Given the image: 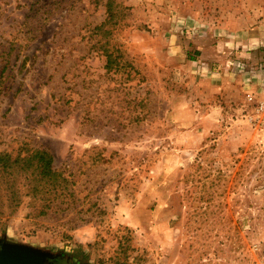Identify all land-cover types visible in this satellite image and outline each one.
<instances>
[{
    "label": "rangeland",
    "instance_id": "rangeland-1",
    "mask_svg": "<svg viewBox=\"0 0 264 264\" xmlns=\"http://www.w3.org/2000/svg\"><path fill=\"white\" fill-rule=\"evenodd\" d=\"M263 85L264 0H0V154L47 151L59 175L0 177V243L260 264Z\"/></svg>",
    "mask_w": 264,
    "mask_h": 264
},
{
    "label": "trees",
    "instance_id": "trees-1",
    "mask_svg": "<svg viewBox=\"0 0 264 264\" xmlns=\"http://www.w3.org/2000/svg\"><path fill=\"white\" fill-rule=\"evenodd\" d=\"M53 159L51 155L44 150H35L31 154L23 155L22 157L16 156L12 157L10 154L1 153L0 154V177L1 178H11L12 180L16 177H23L25 180L28 179V175L32 177V181L46 180L57 183V177L59 176L53 169ZM9 181L6 182V184ZM59 186V184L57 185ZM60 187V186H59ZM38 188V187H37ZM32 190L34 197L37 194H42L43 192L38 189ZM7 194L9 201L15 204L19 203L21 195L20 191L17 190L13 184L6 186L4 189ZM48 201L47 206L53 204V199H44Z\"/></svg>",
    "mask_w": 264,
    "mask_h": 264
},
{
    "label": "flooded vegetation",
    "instance_id": "flooded-vegetation-1",
    "mask_svg": "<svg viewBox=\"0 0 264 264\" xmlns=\"http://www.w3.org/2000/svg\"><path fill=\"white\" fill-rule=\"evenodd\" d=\"M4 249H10V247L0 243V251ZM75 262H70L69 260L63 259L60 256L50 255L47 253L38 256L34 254L23 253L22 257H16L13 261L4 262L3 264H78Z\"/></svg>",
    "mask_w": 264,
    "mask_h": 264
},
{
    "label": "water",
    "instance_id": "water-1",
    "mask_svg": "<svg viewBox=\"0 0 264 264\" xmlns=\"http://www.w3.org/2000/svg\"><path fill=\"white\" fill-rule=\"evenodd\" d=\"M23 253L36 255V253H31L24 248L11 247L10 249L0 251V264H3L4 262H11L16 257H22ZM36 256H38V254Z\"/></svg>",
    "mask_w": 264,
    "mask_h": 264
},
{
    "label": "built area",
    "instance_id": "built-area-1",
    "mask_svg": "<svg viewBox=\"0 0 264 264\" xmlns=\"http://www.w3.org/2000/svg\"><path fill=\"white\" fill-rule=\"evenodd\" d=\"M260 91L263 95V98L258 102L254 110V114H255L254 118L264 128V85L261 87ZM260 264H264V261H262Z\"/></svg>",
    "mask_w": 264,
    "mask_h": 264
}]
</instances>
